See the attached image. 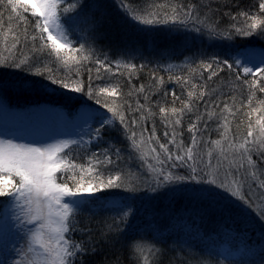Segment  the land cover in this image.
I'll use <instances>...</instances> for the list:
<instances>
[{
  "label": "trees",
  "instance_id": "1",
  "mask_svg": "<svg viewBox=\"0 0 264 264\" xmlns=\"http://www.w3.org/2000/svg\"><path fill=\"white\" fill-rule=\"evenodd\" d=\"M71 2L76 3L77 0H71ZM81 2L89 6L100 5L96 9L91 7L85 9L88 16L94 17L100 23L95 30L83 23L77 26L76 31L69 29L73 45L78 47L84 44L86 48H91L95 57L106 59L112 64L113 71L104 72L102 70L101 75L104 79H97L94 70L97 65L94 62H84V66L80 68L79 78H82L87 86L89 76H91L93 89L114 84L118 85L123 93L131 91L132 95L127 96L126 99L134 106L136 101L144 105L146 120L141 123L148 128L146 135L152 132L154 124L155 135L159 137L161 143H167L169 138L164 137L163 133L165 131L171 133L173 127L166 125L161 119L159 107L179 108L182 106L180 101L189 100L187 91L193 90L191 84L184 86L182 83H177L175 79L169 80V75L187 77L191 69L197 68L201 61L215 59L228 60L232 63L236 61L237 51L257 42L264 45V32L260 30L251 36L234 34L231 39L223 35L210 37L203 25H200L202 33H196L191 31L190 27L185 29L173 25L144 26L135 23L125 17L122 10L117 7L118 0H81ZM154 2L155 0H129L131 7L136 9H144ZM181 2H193L200 5L201 18L209 17L211 22L218 25V31L224 33L234 32L231 28L233 21L226 13L235 15L241 10L258 13L259 0H181ZM209 7L213 11L209 12ZM0 13L3 14V31H7L9 23L16 30L19 21L16 20L15 14H12V20L9 21L7 9L0 8ZM24 15L28 17V29L31 33L33 31L31 25L36 18L31 17L30 12ZM68 15H75V13L70 12ZM11 35L9 33L10 39ZM0 38H2V32H0ZM23 52L29 57L33 55L28 48H25ZM41 55L44 63L53 68L56 76L59 77L66 73L67 70L55 60L54 56H48L47 52ZM118 61L136 64L138 67L135 71L125 69L123 66L116 69L115 64ZM140 65L144 67L140 68ZM37 66L43 67V65ZM88 68H92L93 71L88 72ZM202 71L203 79L198 73L191 77L192 83L197 85L195 89L197 94L201 90L207 92L206 89L201 88V85L207 81L208 70ZM69 75L72 79H77L75 72ZM161 76L164 77L163 85H160L157 79ZM245 79L252 80L251 77H245ZM207 83L216 89L215 93L206 94L202 100L196 97L191 99L194 110L186 111L181 124L175 126L176 140L178 142L182 140L184 147L191 146L193 134L188 131V128L196 121L198 115L201 116L198 127L202 130L196 133L198 150L201 154H205L209 149L212 150V161L216 163L220 158V148L216 147L213 141L221 140V147L224 149L228 147V141L222 139L221 136L224 131L223 116H227L228 136L234 143L246 137L249 124L253 125L254 138L257 137L259 126L255 124V121L258 116L264 115V106L259 103L264 100V93L259 92L258 88L250 91L247 85H243L236 79L234 73L226 68ZM140 85L145 86V92L136 91ZM261 86H264V81H261ZM173 90L180 97L175 105H173L171 96ZM252 91L255 92V96L249 104L248 100ZM165 93L168 95L165 96ZM0 96L1 102L14 111L46 106L59 107L76 115L83 105L88 104L98 106L107 113L102 105L96 104L84 93H76L58 84H53L47 79V73L38 76L34 74V69L29 71L26 68L0 66ZM225 103L232 109V113H221ZM253 107L262 110L249 115ZM148 109L154 115L149 114ZM209 112H215L216 115L208 119ZM125 114L141 116L140 112L133 114L126 111ZM100 117L97 115L96 127H99ZM205 122L207 123L206 129L203 128ZM136 130L139 132L138 127ZM109 145H115L121 149V156L124 159L118 162L119 167L126 171L131 169L145 182L138 183L134 193L119 189L97 193L96 195L106 197L108 200L118 197L123 202V206L113 208L104 207L102 202L96 203L90 206L94 211H86L79 216L80 227L87 226L92 231L90 234L76 231L72 233L73 239L88 240L90 235L91 243L95 247V252L83 256V264H143L142 257H147L151 264H264V249L257 250L255 254L246 255L244 258L229 259L223 256L215 244L216 238H222L224 230L233 226L238 227L239 232L244 231L250 235L249 243L262 244L263 230L259 223L261 218L256 213L255 207L244 212L242 208L232 204L222 203V205L221 199L213 197L212 194L202 198L193 192L174 191V189L185 187L209 186L197 184L191 180L169 183L156 191L151 190L152 173L136 158L139 153L130 147V141L122 134V127L118 121L105 127L103 141L73 145L71 149L65 151L71 150L76 163L87 166L88 158L93 151L100 152ZM153 146H155L154 142ZM169 147L175 153L173 146L169 145ZM157 151H160L158 147ZM225 155L229 153L226 151ZM253 159L257 160L260 169H264V162L259 161L255 154H253ZM148 162L154 163L150 156ZM224 166L227 167V161H224ZM112 167V165L108 166L109 169ZM170 170L179 175L188 174L185 168ZM57 175L59 177L60 174ZM258 175L260 180H264V174ZM227 178L231 180L238 177L234 173L233 176ZM245 179L247 180L245 187L264 194V189L256 186L259 180L251 176H246ZM127 197H132V199H127ZM3 200L4 198H0V201ZM257 208L261 209L258 205ZM124 213H127L125 222L120 223L119 216ZM114 220L120 223L119 230L109 231L107 225L113 224Z\"/></svg>",
  "mask_w": 264,
  "mask_h": 264
},
{
  "label": "snow or ice",
  "instance_id": "2",
  "mask_svg": "<svg viewBox=\"0 0 264 264\" xmlns=\"http://www.w3.org/2000/svg\"><path fill=\"white\" fill-rule=\"evenodd\" d=\"M87 7L96 9L100 5H85L81 0H77L76 3H72L71 0H0V8L7 9L9 21L12 20V14H15L16 20L19 21L16 30L9 23L7 31H3V14L0 13V32H2L0 66L26 68L29 71L34 69V74L38 76L47 73V79L53 84L76 93H84L96 104L102 105L107 113H111V117H100L99 127L95 128L91 125L97 122V116L88 115L86 124L89 125V132L87 134L92 139L87 142L63 140L37 147L15 142L14 139H0V198H6L0 201V205L14 206L23 213V215L15 214V222L19 231L23 232L21 239L25 241L24 248L19 251L15 247L12 249L20 259L12 261L4 259L0 261V264H83V256L95 252L90 235L88 240L81 241H76L72 237V233L76 231L86 234L92 231L87 226L80 227L79 216L86 211H94L90 206L96 203L102 202L104 207L120 203L119 200H108L106 197L96 195L97 193L112 189L134 193L137 190V184L145 181L131 169L126 171L119 167L118 162L124 158L121 156V149L115 145H109L100 152L93 151L88 158L87 166L76 163L73 152L65 150L71 149L73 145L79 146L81 143L90 144L92 140L98 143L103 141L105 127L113 125L115 121H118L122 127V134L130 141V147L139 153L136 158L152 173L150 187L153 191L169 183L191 180L197 184L223 189L227 194L226 198H234L248 208H253L255 201L250 196L242 194L247 184L245 177L256 178L259 180L257 188L264 189V180H260L258 175L264 174V169H260L257 160L253 159L255 154L259 161L264 162V115L258 116L255 121V124L259 126V135L254 138L253 125L249 124L246 137L238 143H234L228 136L227 116H223L224 131L221 136L228 141V147L227 149L221 147V140L213 141V144L220 148V158L216 163L212 161V150H207L205 154H201L198 150L196 133L202 130L198 127L201 116L198 115L196 121L188 128V131L193 134L191 146L184 147L182 140L178 142L175 131V126L181 124L186 111L194 110V105L191 103L193 97L202 100L206 94L215 93L216 89L210 87L207 82L218 76L225 68L234 73L236 79L243 85H247L250 91L258 88L259 92L264 93V86H261V81H264V66L261 65H264V62L250 67L246 62L229 63L228 60L214 59L201 61L197 68L191 69L187 77L169 75V80L175 79L177 83H182L184 86L191 84L193 90L187 91L189 100L180 101L181 107L172 106L170 109L164 106L159 107L161 119L166 125L173 127L171 133L168 131L163 133L164 137L169 138L167 143H161L159 137L155 135L154 124L152 132L146 135L148 128L141 123L146 120L144 105L136 101L134 106L126 99L127 96L132 95L131 91L123 93L119 86L114 84L93 89L91 76L87 86L84 80L79 78L80 68L84 66V62H94L97 65L94 69L97 79H104L101 75L102 70L113 71L112 64L106 59L95 57L93 50L86 48L84 44L74 46L70 39L69 29L76 31L77 26L83 23L95 30L100 23L94 17L88 16L85 12ZM117 7L122 10L125 17L144 26L173 25L185 29L190 27L191 31L202 33L200 25H203L210 37L223 35L228 39H231L234 34L251 36L257 30L264 32V0H259L258 13L244 10L237 11L235 15L226 13L233 21L231 28L234 32L224 33L218 31V25L211 22L209 17L205 16L202 19L200 5L193 2L155 0L144 9H136L131 7L129 0H118ZM208 11L213 10L209 7ZM29 12L31 17L36 18L31 25L33 29L31 33L28 29V17L24 15ZM70 12L75 15H68ZM9 33L12 34L11 39ZM25 48L33 53L32 57L24 55ZM45 52L48 56H54L55 60L67 70L64 75L56 76L53 68L44 63L41 54ZM37 65H43V67ZM121 66L131 71H135L138 67L132 63L116 62V69ZM202 70H208L207 81L201 85V88L206 89L207 92L201 90L197 94L195 91L197 85L192 83L191 77L198 73L203 79ZM87 71L91 73L93 69L88 68ZM73 72L77 79H72L69 75ZM248 76H252L251 81L245 79ZM157 79L159 84L163 85L164 77ZM136 91L145 92V86L140 85ZM164 95L167 96L168 93ZM171 96L175 105L180 97L174 90ZM254 96L255 92L252 91L248 100L249 104ZM259 103L264 106V100ZM207 107L206 104V110ZM261 110V108H253L249 115ZM126 111L133 114L140 112L141 116L126 115ZM148 113L153 114L150 109ZM221 113H232V109L225 103ZM215 115V112H209L208 119ZM137 127L139 132L136 130ZM203 128H207L206 122ZM169 145L173 146L175 153ZM157 147L160 151H157ZM226 151L229 155H225ZM149 156L154 163L148 162ZM224 161H227V167L224 166ZM109 165L113 167L109 169ZM175 168H185L188 174L179 175L170 170ZM234 173L238 178L226 182V178L233 176ZM57 174H60L59 177ZM14 177L16 179H13ZM175 190L193 192L206 198L211 195L213 189L212 187H185ZM258 215L264 219V208L259 210ZM126 216L127 213L119 216L120 223L125 222ZM120 223L114 220L113 224L107 225V229L118 231ZM142 261L143 264H151L147 257H142Z\"/></svg>",
  "mask_w": 264,
  "mask_h": 264
},
{
  "label": "rangeland",
  "instance_id": "3",
  "mask_svg": "<svg viewBox=\"0 0 264 264\" xmlns=\"http://www.w3.org/2000/svg\"><path fill=\"white\" fill-rule=\"evenodd\" d=\"M235 58L236 61L246 62L247 66L250 67L260 64L261 62H264V45L258 42L249 45L240 51H237ZM248 77H251L252 79V76ZM1 99L0 96V139H14L15 142L32 144L37 147L63 140H80L87 142L92 139L87 134L89 132V125L86 124V121L89 118L88 115L111 117V114L109 113L94 111V109L87 104L83 105L76 115L70 114L59 107L50 108L46 106H35L33 108L29 107L14 111L9 107H6L1 102ZM95 107L99 108L98 106ZM250 112H252V110H250ZM91 126L95 128V122H93ZM94 141L95 140H92V142ZM81 144L84 145L89 143ZM13 179L16 178L14 177ZM227 181H230V179L226 178V182ZM212 189V196L221 199V204H232L233 206L242 208L244 212L249 210L247 206L238 202L234 198H226L227 194L223 189L215 187H212ZM242 194L250 196L252 200L255 201L254 207L258 214L259 210L257 205L260 208L264 207V194L252 190L249 187H245L242 190ZM5 199L6 198H4V200ZM110 200H119L120 203L117 205L123 206V202L118 197H113ZM15 214L23 215V213L14 206L0 205V261L4 259L9 261L20 259L12 249L15 247V249L19 251L25 247V241L21 239L23 232H20L16 226ZM257 219L259 220L260 218L257 216ZM259 223L263 230L261 235L263 239L262 244L255 245L249 243L250 235H247L244 231L239 232L238 227L233 226L232 228L224 230L222 238H216L217 241L215 244L217 248L222 252L224 257L229 259H237V257L241 256L246 257V255L255 254L257 250H263L264 220L260 219Z\"/></svg>",
  "mask_w": 264,
  "mask_h": 264
}]
</instances>
